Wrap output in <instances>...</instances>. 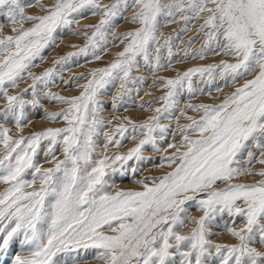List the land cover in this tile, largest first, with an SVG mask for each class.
Masks as SVG:
<instances>
[{
	"label": "snow or ice",
	"instance_id": "1",
	"mask_svg": "<svg viewBox=\"0 0 264 264\" xmlns=\"http://www.w3.org/2000/svg\"><path fill=\"white\" fill-rule=\"evenodd\" d=\"M30 6L21 0H0V13L16 33L2 35L0 30V98L5 100L0 117L5 121L11 118L20 133L27 119L25 108L40 106L37 87L48 89L55 84L57 65L90 53L99 60L112 25L130 8L134 11L126 19L138 27L116 36L126 43L106 67L93 69L88 73L90 78L80 74L64 82L87 79L79 85V95L45 92L52 102L68 105L45 112L50 121H65V127L16 137L0 124V184L6 186L0 191V264H81L80 253L88 250H94V259L103 264H264V179L236 182L244 176L264 177V167H252L256 163L264 166V0H114L110 4L54 0L41 5L44 15H25ZM85 13L99 14L100 18L87 26L94 30L90 36L84 33V47L54 59L53 67L41 74H33L31 69L35 61L44 59V50L56 46L57 32L70 30ZM176 13L186 24L202 19L199 31L208 29L200 58L207 48L216 55L233 57L235 62L221 60L192 68L177 73L174 79L159 77L163 81L159 87L167 90L158 98L163 105L153 109L155 114L142 123L125 117L127 126L119 123L111 133L104 131L105 143L97 153L104 122L111 119L101 115L104 101L98 97L116 81L121 91L114 100L128 95L132 91L129 85L144 79L133 76V71L139 70V59L153 72L162 70L164 48L171 65L173 38L169 36L161 44L163 33L157 29L161 17L165 23L176 22ZM27 21L35 23L24 29ZM216 72L225 80L244 82L219 104H187L199 114L198 119L178 109L190 123L181 125L176 117L179 146L168 143L175 151L161 156L159 165L167 164L172 170L161 177L137 180L142 190L110 192L117 175L130 172L135 177L139 164L151 159L143 155L146 145L161 151L159 145L172 128L161 120L173 117L185 88L190 94L203 91L194 87L193 76L207 74L214 80ZM25 75L32 80L29 88L10 94L9 88H16ZM29 90L32 99L26 100ZM112 107L118 105L113 102ZM129 127L131 133L143 134L136 146L126 152L103 154L109 147H123ZM44 140L48 141L45 162L52 164L47 168L35 160ZM58 146L63 159H57ZM218 183L225 186L218 188ZM191 201L202 213L199 218L188 214L185 205ZM225 215L231 218L225 230L236 243H215L208 238L216 234L210 225ZM237 219L242 220V226H235ZM188 222L196 226L182 234L180 230Z\"/></svg>",
	"mask_w": 264,
	"mask_h": 264
},
{
	"label": "rangeland",
	"instance_id": "2",
	"mask_svg": "<svg viewBox=\"0 0 264 264\" xmlns=\"http://www.w3.org/2000/svg\"><path fill=\"white\" fill-rule=\"evenodd\" d=\"M21 2L31 5L30 7L25 8V15L38 16L45 14V11L41 8V5H50L54 2V0H21ZM99 2L101 4H110L114 2V0H99ZM163 2L168 3L169 0H163ZM133 11L134 9L130 8L128 11L122 13L121 17L116 20L114 25H112V29L107 37V48L106 50L99 52V60L94 59L90 53L88 57H74L68 62V64L64 66H56V72L58 73V76L55 80V84L50 85L48 89H44L43 85H39L37 87V96L40 99V106L33 108L29 105L25 108V116L27 119L24 121L25 126L22 133L18 131L11 118H9L8 121H5L2 117H0V124L8 127L10 129V134L16 137L21 134L24 136H31L33 133L43 131L49 127H65V121L62 119L56 122L50 121L45 116V112L60 111L61 109L68 107V105L52 102L45 95V92L50 91L63 97L79 95L82 91L79 85L85 84L87 79H74L70 84H65L64 82L68 81L73 76L78 77L80 74H84L85 77H88V73H90L93 69L106 67L116 59V53L121 51L124 47V44L126 43V41L122 43L116 40V36H119L121 33H125L127 31H132L138 27L137 24L131 23L126 19V17L132 15ZM180 15V13L175 14L176 22L174 23H165V18L161 17L160 25L157 29L158 32L163 33V36L160 38L161 44H163L165 38L169 36L173 38L171 41V48L174 55L171 58V65L169 66V57L166 48L161 50L160 63L164 66L162 70L153 72L150 68L145 66L142 59L138 58L140 67L138 71H133V76L144 77L143 81H137L135 84L129 85L132 91L128 95L121 98H116L114 100L117 92L121 91L119 87L120 82L116 81L103 90L102 94L98 97L104 101V110L101 112V115L111 119L110 122L109 120H105L104 122V129L98 138L97 153L101 152L103 144L105 143L103 135L104 131L111 133L114 130V126L119 123H124L127 126V121L124 119L125 117L130 118L136 123H142L143 121L147 120L149 116L155 114L152 111L153 109L163 105V101L159 100L158 98L164 96L167 90L159 87V85L163 83L162 80L158 79L159 77L174 79L177 73H183L192 68L205 67L211 64H219L221 60H225L229 63L235 62L233 57L225 56L223 53L216 55L207 48L204 49L205 54L203 55V58H200L198 53L201 49V46L206 41L205 33L208 31V29H205L204 32H200L199 27L203 23L202 19H192L186 24L184 20L180 19ZM99 18V14L93 16L89 13H85L83 18L79 19V23L74 24L70 30L64 29L62 31H58L56 34V46L44 50V59L42 61H35L36 66L31 69L32 73L39 75L47 68L53 67L54 59L65 56L71 52H77L79 48L84 47V45L87 43V38L84 33L87 32L90 36L94 30L87 26L98 23ZM34 23L35 21L24 22L23 28H30ZM19 27L20 26L17 25V28ZM185 27H187L188 30L182 31V29ZM12 28L13 25L11 22L5 15H3V13H0V30H2V35H15L16 33L12 32ZM212 47L215 49L214 43ZM154 49L155 45H153V55H155ZM185 53H187V55H185ZM213 76L215 77L214 80H210L207 74H204L203 77H201L200 74L193 76L192 79L194 82V87L203 89V91H196L195 93L190 94L185 88V90H183L179 96V103L176 105L177 110H174L173 117L171 119L161 120V123L163 124L172 125L167 139L159 145L161 151L157 153L153 150L151 145H146L143 149V155L145 157H151V159L145 160L139 164V171L136 173L135 177H133L130 172L124 176L117 175L114 178L113 187L109 188L110 192L114 193L118 189L123 191L142 190L141 185L136 183L137 180H141L145 176L161 177L172 170L167 164H165L163 167H159V165L161 164V156L175 151V149H170L167 147L168 143L175 142L177 146H179L180 135L178 129L176 128V117H180L178 122L181 125L190 123V121L180 116L178 109H184L187 115L198 119L199 114L188 109L186 107L187 104H219L224 100L226 95L233 92L236 87H239L244 82V80H240L238 83L225 80L219 76L218 72L213 73ZM250 78L251 77H245V79ZM31 83V78L25 75L24 80L18 83L16 88H9L8 91L10 94L22 93L25 89L29 88ZM217 88L221 89V91H216ZM209 92H211V95L208 94ZM24 98L26 100L32 99L30 90L25 93ZM149 101H151V103H148ZM113 102L118 105V108L113 109ZM141 104L144 105L143 108L140 107ZM4 105L5 100L0 98V109H3ZM173 133H175V136H173ZM133 135H135L134 140L132 139ZM126 136L127 138L122 142L123 147H109L107 152L103 154L111 155L114 152H126L129 149L135 147L136 144L143 138V134L140 132L134 134L131 133L130 127L129 133H126ZM47 144V140L42 141L40 148L37 150V155L35 156L36 162L39 163L43 168L52 166V164L45 162V151L47 150ZM56 156L57 159H63V155L59 146L56 149ZM252 167L254 169H259L264 166L256 163L253 164ZM26 178L31 179V176L27 175ZM262 179H264V177L259 175L244 176L237 178L236 182L254 183ZM147 183L151 184L152 181L148 180ZM224 186L225 185L222 183L217 184L218 188H223ZM5 187V185L0 184V191H3ZM185 207L188 208V214L191 217L199 218L200 215H202V213L196 208L194 201L189 202L185 205ZM230 220L231 218L227 215H225L223 218L217 217L216 221L210 225L211 230L216 234L208 238L215 243H236V240L228 234L224 227L225 223L229 222ZM242 223V220L237 219L235 226L240 227L242 226ZM195 226L196 225L193 223L188 222L186 226L180 231L182 234H188ZM256 246L259 247V245ZM80 258L81 264H103V261L94 259V250L81 252Z\"/></svg>",
	"mask_w": 264,
	"mask_h": 264
}]
</instances>
